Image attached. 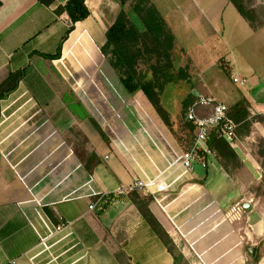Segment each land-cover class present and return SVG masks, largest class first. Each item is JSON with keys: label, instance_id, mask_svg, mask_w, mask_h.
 Here are the masks:
<instances>
[{"label": "crops", "instance_id": "obj_1", "mask_svg": "<svg viewBox=\"0 0 264 264\" xmlns=\"http://www.w3.org/2000/svg\"><path fill=\"white\" fill-rule=\"evenodd\" d=\"M66 1L48 6L39 0H0V86L10 73L23 72L15 89L0 99V264H181L129 193L135 179L145 180L144 172L154 176L155 164L163 167L162 152L169 153L166 140L179 147L167 127L156 125L155 131L143 117L136 131L126 122V130L120 124L123 136H111L109 143L98 138L97 131L89 134L87 149L99 157L89 172L54 121L67 95H59L49 78L64 76L70 66L78 72L102 61L100 46L121 9L119 0H86L90 15L76 22L61 58L50 60L41 54L55 52L57 37L70 23L67 13L55 12ZM149 1L176 35L182 60L190 54L189 36L201 38L208 29L215 31L212 22L219 11L206 10L202 0ZM254 76L255 85L245 97L264 113L262 75ZM190 84L166 85L163 103L171 91L167 109L172 116L180 112L184 96L193 93ZM119 94L130 104L137 100L152 109L142 91ZM159 123L164 126L161 119ZM234 148L240 162L235 168L226 169L216 155L209 156L205 166L196 162L194 171L166 191L158 192L155 185L136 190L152 196L150 209L178 254L192 259L190 264H264V209L252 191L261 181L262 174L253 171L260 165L247 153L244 141ZM39 214L61 229L50 234Z\"/></svg>", "mask_w": 264, "mask_h": 264}, {"label": "rangeland", "instance_id": "obj_2", "mask_svg": "<svg viewBox=\"0 0 264 264\" xmlns=\"http://www.w3.org/2000/svg\"><path fill=\"white\" fill-rule=\"evenodd\" d=\"M202 1H204L202 6L205 5L206 10L219 11V17L214 19L215 22H212L215 31L208 29L201 38L193 35L188 37V49H190L188 58L190 57V63L194 65L191 64L190 85L193 86V94L197 95L202 92L214 96L212 95L214 93L217 98L230 107L242 98L248 100L251 132L248 136L238 137L237 144L239 141H244L248 148L247 153L260 165L258 169L252 168L257 176L262 174L261 181L252 187V191L257 193L260 199L259 207L264 209V113L257 111L252 101L245 97V94H248L255 85L254 75L257 76V73H260L264 83V27L254 30L229 0ZM253 3L258 12L259 21H264V0H254ZM225 6L227 8L222 15ZM74 61L79 62L78 59H74ZM182 61L178 60L177 65H184ZM195 64L198 67H195ZM94 68H90V70L83 68L77 72L70 66L68 67L69 72H64V76L55 74L53 78H49L50 83L59 91V95H62V92L67 95L66 101L62 99L63 103H59L60 114L55 116L54 121H59L60 132L68 146L72 144L73 147L87 149L91 142L89 134L95 131H97L98 138L100 136L102 141L109 143L111 136L114 138L117 135L123 136V128L126 130L124 122L133 131H136L141 127L143 117L155 131L158 130L156 125L160 129L167 127L153 106L152 109H147L137 100L130 104L127 100L120 98L119 93L126 91L121 87L118 76L105 57L102 58V61L99 60ZM249 68L253 71L248 72ZM234 77L244 78L245 84L240 85L234 82ZM78 84H81L80 87H77ZM170 92L167 93L170 94ZM109 94L115 95L118 99L111 100ZM168 94L164 98L166 108L167 105L170 107V101L167 100ZM173 95H175V91H173ZM78 101L83 107L78 105ZM69 103L76 106L75 111L70 109ZM181 111L182 105L177 115L178 126L176 125V128L178 129L180 128ZM89 116H92L103 128L109 141L102 137ZM160 119L164 126L159 123ZM120 124L123 125V128L120 127ZM167 129L170 131L168 127ZM145 135L149 138L147 132ZM87 139L88 141H86ZM239 205L240 209H243L242 204ZM175 251L178 253L177 249ZM191 261L192 259L190 262L182 259L180 262L181 264H190Z\"/></svg>", "mask_w": 264, "mask_h": 264}, {"label": "trees", "instance_id": "obj_3", "mask_svg": "<svg viewBox=\"0 0 264 264\" xmlns=\"http://www.w3.org/2000/svg\"><path fill=\"white\" fill-rule=\"evenodd\" d=\"M39 1L49 6L56 0ZM119 1L121 9L115 21L106 31V41L100 46V52L107 59L124 89L129 94L142 91L165 125L170 129L180 148L188 150L195 134V126L193 122L187 119L186 113L189 106L195 101L196 95L189 92L182 99V111L179 118L180 128L178 129L176 128L178 126V116H172L165 107L163 93L166 85L171 82L191 81L192 63H190V58L185 54L184 65H177L178 60L182 61V54L184 53L181 50L176 51V35L153 2L149 0ZM229 1L254 30L264 27V21H259L258 12L253 3L254 0ZM55 12L56 15L67 13L70 23L57 37L55 52L41 54L50 60L61 58L63 43L75 29L76 22L84 20L90 15L86 0H67L64 4L59 5ZM22 76V71L10 73L7 80L0 86V99L4 97L6 92L15 89ZM63 99L66 101L65 97ZM78 105L83 107L80 101H78ZM69 107L74 111L76 109V106H72L71 103H69ZM229 115L238 124L236 129L238 137L248 136L251 132V114L248 100L242 98L235 102L230 107ZM89 119L102 137L109 141L98 122L92 116H89ZM209 145L226 169L229 166L235 168L240 165L238 152L219 133L213 132L211 134ZM74 151L89 172H92L98 165L99 157L96 152L89 151L86 148L80 149L79 147H74ZM137 189L129 191L133 202L174 254L175 260L180 262L183 259L182 254L176 253L173 240L149 207L153 201L152 196H143L136 191ZM255 194L257 195V193ZM257 260L258 257L256 256L255 261Z\"/></svg>", "mask_w": 264, "mask_h": 264}, {"label": "built area", "instance_id": "obj_4", "mask_svg": "<svg viewBox=\"0 0 264 264\" xmlns=\"http://www.w3.org/2000/svg\"><path fill=\"white\" fill-rule=\"evenodd\" d=\"M233 81L240 85L245 84L244 78L234 77ZM230 106L224 101L217 99L214 96L206 94H197L195 101L189 106L186 113L188 120L193 122L195 126V134L188 150L169 146V153L162 152L164 165L160 168L155 164L157 174L150 176L144 174V179L138 177L134 180L130 190L137 188L150 189L155 185L158 192H163L169 189L171 184L177 181L181 176L194 171L195 163L206 165L205 160L209 156H214L215 152L209 145V139L213 132L219 133L230 145L235 147L238 141L237 126L238 124L229 115ZM180 170V173L172 179L173 175ZM170 181L169 183L167 181ZM119 192H124V189H119ZM94 205H91L92 208ZM40 215V214H39ZM45 228L51 234L54 231L60 230V226L52 227L40 215Z\"/></svg>", "mask_w": 264, "mask_h": 264}, {"label": "water", "instance_id": "obj_5", "mask_svg": "<svg viewBox=\"0 0 264 264\" xmlns=\"http://www.w3.org/2000/svg\"><path fill=\"white\" fill-rule=\"evenodd\" d=\"M244 206H245V207H248L249 204L246 203ZM250 251L252 252L253 255H255L256 248H255V247H252V248L250 249Z\"/></svg>", "mask_w": 264, "mask_h": 264}]
</instances>
